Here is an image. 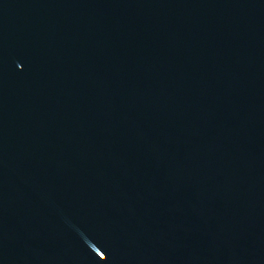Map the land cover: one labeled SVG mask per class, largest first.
<instances>
[{
  "label": "water",
  "instance_id": "obj_1",
  "mask_svg": "<svg viewBox=\"0 0 264 264\" xmlns=\"http://www.w3.org/2000/svg\"><path fill=\"white\" fill-rule=\"evenodd\" d=\"M0 264H264V0H0Z\"/></svg>",
  "mask_w": 264,
  "mask_h": 264
}]
</instances>
